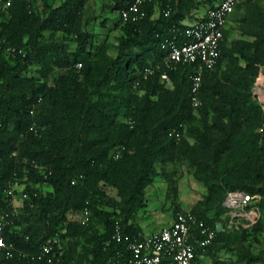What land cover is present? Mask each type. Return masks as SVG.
<instances>
[{"label": "trees", "instance_id": "trees-1", "mask_svg": "<svg viewBox=\"0 0 264 264\" xmlns=\"http://www.w3.org/2000/svg\"><path fill=\"white\" fill-rule=\"evenodd\" d=\"M42 1L41 9L33 0L5 9L0 3V212L11 214L20 192L15 187L28 194L4 229L14 255L0 254V264H50L37 257L56 237L55 260L127 264L128 241L143 235L135 222L147 207V189L158 175L172 180L175 173L158 167L177 160L195 167L208 188L205 206L191 210L215 232L199 253L216 260L219 238L244 232L218 234L215 219L206 215L215 205L230 210L223 203L228 192L260 196L246 211H261L252 230L262 231L264 107L254 87L264 69V8L252 0L238 3L231 20L245 6L242 37L230 41L227 27L217 64L203 74L201 104L194 107L195 65L167 70L172 87L161 79L165 69L145 77V68L162 61L167 40L188 42L185 21L216 0H152L137 20L119 15L122 35L114 56L84 27L88 0L57 6ZM130 1L115 0L114 8ZM173 131L180 137L170 136ZM186 132L195 134L194 141ZM86 208L88 223L70 219ZM117 225L121 242L114 238ZM78 247L86 248L82 258L76 257Z\"/></svg>", "mask_w": 264, "mask_h": 264}, {"label": "built area", "instance_id": "built-area-1", "mask_svg": "<svg viewBox=\"0 0 264 264\" xmlns=\"http://www.w3.org/2000/svg\"><path fill=\"white\" fill-rule=\"evenodd\" d=\"M14 1L17 0H0L2 9L10 7ZM149 1L152 0H131L126 7L120 10L121 17L124 20L139 19L145 14L141 9L142 5ZM240 1L216 0L213 6H207L203 12L197 10L196 17L188 23L185 22L188 25L185 33L189 37V41L177 44L173 40H167L163 44L166 55L160 63L145 68V77L153 74L156 70L165 69L161 79L172 87L173 83L167 70L173 69L176 64L180 63L195 65L196 71L192 75L191 99L193 106L198 107L201 104L199 89L203 74L207 69H212L217 64L222 52L221 44L225 30ZM6 50L10 52L13 48L8 47ZM1 54L0 47V57ZM170 136L179 138L180 133L173 131ZM27 197V193H22V201ZM254 198L250 194L236 191L227 195L224 204L230 210L245 212ZM249 211L250 215L257 214L256 208ZM17 213L18 206L13 202L11 214L0 212V254L6 257H13L15 246L5 238L4 229L10 218L16 216ZM69 217L86 224L90 221V211L86 208L81 212L70 213ZM214 237L215 232L205 221L193 211L183 210L174 216L170 224L163 226L158 231L129 240L128 250L131 253V259L127 264H204V255L197 249H205L212 243ZM114 238L118 242L124 239L119 225L115 229ZM54 244L60 245L59 238L56 237L43 244L42 251L37 258H47L50 264H68L62 260H55ZM34 258L32 256V259Z\"/></svg>", "mask_w": 264, "mask_h": 264}, {"label": "rangeland", "instance_id": "rangeland-1", "mask_svg": "<svg viewBox=\"0 0 264 264\" xmlns=\"http://www.w3.org/2000/svg\"><path fill=\"white\" fill-rule=\"evenodd\" d=\"M35 7L42 8V0H33ZM54 5H59L62 0H53ZM245 1V0H242ZM264 8V0H252ZM115 0H88L84 8V27L85 29L95 32L98 36V41L104 43L108 47L110 55L114 56L117 53L118 44L121 39L122 32L116 26L120 10L114 8ZM206 7L201 6L199 12H203ZM246 14L245 6L238 11L235 19L230 20V41H233L241 36V21L240 19ZM187 19L185 22H189ZM70 47L74 49L75 42L68 41ZM264 87V69L262 68L254 87V96H257V89ZM264 107V106H263ZM199 125V124H197ZM186 136L194 141V133L186 132ZM159 171L167 173H175L172 180L168 181L163 175H158L154 183L147 189L148 204L145 209H142L136 219L143 234H149L158 231L163 226L170 224L174 218L175 211L198 210L202 208V201L206 199L208 188L197 179L195 176V167L191 166L187 161L177 160L168 162L158 167ZM20 185L19 193L13 198V203L20 206L22 204V193ZM50 188L43 187L42 191L46 192ZM110 195L115 196L116 192L113 189L107 188ZM236 192V191H232ZM231 193L228 192L227 195ZM226 195V197H227ZM260 196H255L258 199ZM226 199V198H225ZM225 200L223 201V203ZM257 203V200H256ZM257 214L250 215V211L227 210L220 211L216 205L207 210L206 215L209 218H214L216 222L218 234L233 232L235 229L242 230L239 233L231 234L229 241L219 238L216 242L213 253L216 255V260L212 255L204 256V264H264V229L257 234H253V224L256 223L261 215L257 209ZM264 226V225H263ZM228 232V233H229ZM227 233V234H228ZM233 237V238H232ZM86 248L78 247L76 257L82 258L85 256ZM252 255L254 260H250L246 253ZM85 262V260H84Z\"/></svg>", "mask_w": 264, "mask_h": 264}, {"label": "crops", "instance_id": "crops-1", "mask_svg": "<svg viewBox=\"0 0 264 264\" xmlns=\"http://www.w3.org/2000/svg\"><path fill=\"white\" fill-rule=\"evenodd\" d=\"M258 93H257V96H258V99L260 101V103L264 106V87L263 89H257Z\"/></svg>", "mask_w": 264, "mask_h": 264}]
</instances>
